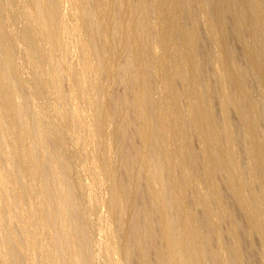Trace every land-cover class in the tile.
Instances as JSON below:
<instances>
[{"label": "bare ground", "instance_id": "obj_1", "mask_svg": "<svg viewBox=\"0 0 264 264\" xmlns=\"http://www.w3.org/2000/svg\"><path fill=\"white\" fill-rule=\"evenodd\" d=\"M5 1L0 0V6L2 7V10L4 9L3 13L7 11V15H4H6L9 19L12 16V9L9 7L7 9V2L5 3ZM27 1L30 2V0ZM35 1L36 4L34 3V6H36V9L39 10L37 12H40L39 14L41 15L39 17L38 13H36V16H38L37 19L40 18L43 25H38V32L35 31V29L34 32H37L42 39L46 38L47 40V38H49L51 44L49 43L48 45H50V47L52 46L53 49L56 50V53L57 51H62L63 53V50H65L66 52L68 50L69 52H76L78 51V49L80 50L82 46L79 42L81 41L82 36H84V34L80 35V27L83 28V26L81 25L85 26L83 28L85 29L84 37L88 41L91 51L88 49H82L81 56H83V63H81V70L80 72L78 70L77 75H74L73 72L72 74L67 75V79L69 76V85H71V87L69 85L68 87H70L74 91L76 90L75 97H78V100L81 99V102L83 100V102H85L84 105L88 107L89 111L88 109H76L75 112H72L74 113V115L72 113L70 114L71 116L73 115L71 119L69 115V119L71 120H69V124L71 125V127L69 126V124L68 126L71 129L73 128L72 125H74L75 128L76 125H78L81 127L80 129H83V131H85L86 137L89 136V138H92L93 135H96L94 134L95 132L98 134V131H103L107 122L111 120V122L113 123V127L109 128L110 132L112 130L110 135V143L115 145V151L117 152L116 154L114 153L115 156L112 154L114 151L113 148H115L113 146V151H110L111 149L109 148H111V146L109 147V139L107 140V138H105L106 141L104 137V141L100 139L101 141H103L101 145L105 151L101 148V151L103 150L104 153L98 158L99 161L98 163H96V165H99L91 167L90 175H92V179H90L91 181L89 180L90 182L87 181L89 183L87 185L84 183L87 179L83 177V172L80 171V174H82V178L78 176L80 166L77 167L79 170L76 169L78 170V172L75 170L76 161L80 162L83 158L78 151L72 152L71 155L67 154L70 156V159L68 158V160H66V158L64 160V166H61L59 164L58 161H60V163L62 161L59 160L58 157H53L55 154L53 155L51 153L50 156L53 155L52 158H48L49 161L50 158H56L57 161H54L55 159H53V163L56 164L55 162H58L60 168L64 167V169L68 170V172L64 171L66 173V176H69L67 178L70 179L71 174H69V172H72L73 180H70L74 181L73 184H75V186L79 188L78 192H81L80 197H83V200H86L87 205H85V207H87L88 210L90 206L92 207V205L101 202H97V197L93 191L95 190L94 186L97 187L96 185L99 184L100 179L98 176L109 181H107L109 185L105 184L109 187V199L106 203L101 202V205L102 203H104L105 205L104 208L105 210H107V213L105 211L104 212L106 213V215L108 214V219H106L104 213L101 214H103L105 218L101 216L99 212L98 213L100 215H98L97 218L96 216L94 217L97 221V227L94 226L97 232L94 229L93 230L98 235L97 239H93L95 243L94 245L96 246V251L92 249L95 252L94 253L89 248V243L92 242V238H89L87 236L88 234L85 233L86 231H88L87 229L84 231L85 227L89 228L93 225V218H89V214L91 213L87 214V209H85V207H81L76 202L77 200L75 198L74 200L76 204L72 202L71 205V202L69 201V204L71 205H69L70 209L69 207L67 208L68 205H66L65 208H67V210H70L69 215L67 212L69 218L66 216V218L69 219V221L67 220V223H69V225L67 226H70L72 231L74 232L76 246L74 248L69 246L71 241H69L68 245V236L66 235L67 232H65L63 229L58 232L57 236H55L53 233V236L56 237V241H54L55 239H53V241L56 243L52 242V235L49 232L50 230L45 227L43 222V219L45 218V212L43 211V206H45L43 196L46 198V194L42 196V194L35 191L38 178L44 177L46 176V174L49 175V172H46L47 169L45 170L46 173H42V169L40 168V173L39 170H36V163L38 162L36 159L39 157H37L36 154L29 153L30 151H36H28L25 143H17L15 141V145L11 144L12 146H15V154H12L16 157V161L19 163L18 165H20V180H23L20 188L24 184L23 189L26 191L30 199L27 208L28 212L30 215L34 214L35 218H38L37 224L39 231L36 230L35 232H31L29 229H27L29 230H26L27 232H25L24 230L26 234L25 237L21 236L25 241L24 247L22 248L24 250L21 251H25V258L27 257L28 264L33 263L32 253L34 251V246L36 243L35 237H38L39 235L43 236L42 241H39L37 250H35L39 251V253L41 252L45 254V258L48 264H92L95 259L98 260V256L101 257V262L98 264H224L223 250L220 242H218L215 236V233L218 229V223L210 219L208 200L200 192L198 183L193 180L191 175V165L186 152L187 140L185 137L184 122L188 124L189 128L194 131L198 137L201 147V153L204 160L203 172L206 177L213 202H215L216 206L219 207V209L223 208L222 199L216 187L215 172L219 169L225 168L229 172V175H227L226 177L229 193L233 199V203H236L239 206L243 217L245 218V223H242L240 221L237 222V225L242 229L247 225L248 228L257 233V235L263 242L262 237L264 236V222L251 209L250 202L244 195L243 180L238 168L233 162V151L230 144L227 143L226 148H223L216 140L215 123L217 121L218 111V114L221 117L222 127L225 131H228L229 126L227 122L228 116L226 112V105L229 101L232 100V102L235 104V113L238 115V117L241 118L243 122V130L247 132L252 139L250 156L253 160L254 171L257 173L256 178H258L259 183L262 185V187H264V138L262 137L263 134H261L260 132V123H262L264 120V0H82L83 8L85 10V14H83L84 18L80 15L83 13L82 11H80L82 10V7L81 9H76L77 6L75 7V5L77 2L74 1L72 3V15L76 10H78V13L81 12L79 14L80 16L77 14L78 17H80L79 19H85L84 24H82L83 20H80L82 22L81 24L80 22L78 23V26H76L77 28L75 26L69 27L68 23H66L67 21L64 22L65 20H67L66 16V19L64 18L65 20H63V18H61L62 16L59 17L56 11H54L53 9L51 10L50 6L55 4H59L57 5V8L59 9V6L62 5V0ZM3 2L5 3L4 6ZM77 5L79 6V4ZM3 7H6V9ZM19 8L20 7L17 6V9ZM197 13L202 14L204 17V22H202V24H199L197 21ZM26 15L29 17L31 16V12L29 9L26 11ZM75 17L78 19L76 14L73 18ZM38 21L40 22V20ZM28 27L29 26L27 25L26 28ZM29 28L27 30H30ZM31 31H33V29ZM26 32L29 35L30 32ZM34 32H31L30 34H35ZM74 34L77 35V37H81L77 39L79 42L76 41L77 44L75 43L71 45L72 47H69L67 50L63 49L62 47L64 44H62V40L64 39V37L70 35L72 37V35ZM243 36L247 38V43L245 44L242 43ZM63 41L65 43L66 39ZM236 44L240 45L239 48H241V50H239V52L236 50ZM20 45L19 47L23 48V46ZM240 51L242 54L241 58H243L242 60H240L241 58L239 59ZM119 52L122 53L123 56H125V59L123 57V62L121 61L122 55H120ZM23 53L26 55V58L29 59V56L27 55L28 52L26 53L25 51H23ZM62 53H59V55L61 54V56L64 57V53ZM89 53H91V55ZM89 56H94L96 58L97 61L95 64H92L91 61L94 60ZM5 57L7 59L6 61L10 60L9 56L7 58V56L5 55ZM62 57H57L55 53L53 56V58H55L54 60L57 61L58 64H61L62 61H60V59H62ZM212 58L215 59V62L213 64H210L209 61L212 60ZM63 59H66V57H64ZM66 63L67 62H65V64ZM62 67H64V65H62ZM73 67L74 66H72V68L69 67L71 68L70 71L73 69ZM59 70L60 71H58V73L60 74L61 72V74L63 73L64 75L70 72L68 70ZM76 70L77 68L73 69V71ZM114 71H116L118 74V77L116 79H114L113 77ZM25 72H27L26 69ZM90 72H94L95 76L101 80L98 82L102 83L103 89L105 88L106 90L107 88V91H111L114 81L117 87H119L118 89L120 90L121 88V93H119V90V92H117V95L116 93H113V104L111 108L113 111L110 110L109 112H114L112 113V117L111 115L109 117V115L104 112L105 110H102L104 109L102 105H100V107H102L101 109L100 107L96 108L97 105H95L94 107L96 109L92 107L94 104V100H98L95 99V97L99 98V96L96 92V89L95 92L97 96L96 94H94V96L90 94L92 92L90 86H92L94 82L93 80L95 79V77L93 76L94 78L91 81V84V79H89V77L90 75L92 76L94 74H91ZM64 75H59L60 77L58 78H64ZM212 76L215 77V80L212 79ZM252 77H255V79L259 80V82L261 83L260 97H256L246 90L245 86L251 84ZM55 80L54 82H59L58 79L57 81ZM62 80V84H55H57V86L59 85V87H63L65 82ZM213 80L216 84H214ZM53 83H51V92H53V88L56 87V85ZM94 84L96 85L97 83ZM94 84L92 89L96 87L94 86ZM10 85L11 84H9L8 87ZM130 85H134L137 87L138 93L136 96H127V89L130 87ZM6 86L4 84L0 85V104H10L11 109L9 110V117H7L10 123L9 128H5L2 124L3 121L0 120V131L2 135L1 139H4L6 142L8 141V144L10 142L9 140L12 139L13 141L14 139H20V141L22 140L23 142V128L20 130V128H17V126L13 124V122H15L13 121L15 118V114L18 115V113H16V104L18 103L14 104V101H12L15 96L8 101H5L6 95L4 94ZM149 86L155 88V94H152V91L148 89ZM65 88L66 87H64V89ZM60 89L59 92L61 93ZM54 90L57 91V87ZM56 91H54L53 93H55ZM63 91L62 93L65 94V92ZM67 91L68 90H66V92ZM124 91L126 92V94H124ZM59 92L57 91V93ZM69 92L71 93L73 91ZM143 94L146 95V98L141 100L140 97H142ZM229 94L231 95V97H229ZM56 95L57 98L59 95ZM63 95H61V98ZM66 96L67 95L65 94V96L63 97ZM32 98L33 97H31V99ZM56 98L52 100H56ZM186 98L187 100L185 104L182 105L183 100ZM217 99H220V104L218 106H216L215 103ZM71 100H74V97ZM33 103L34 106H32L35 107L36 113L41 114L40 116L43 117L42 119H38V122L36 121L37 119L35 121L37 123H40V120L42 121L44 119L46 124L50 127L48 128L51 129L49 130V132L47 131L48 129L46 131L48 133L52 132V135H50L52 136L53 142L51 143H56L52 145L49 144L48 141V144L51 145L50 149L52 148V152L54 153V149L56 150L55 147L57 146L60 150L62 149L59 147L60 145H62L61 147L70 145L67 143L65 146H63L65 144L64 141L66 142L68 140L67 135L64 136L62 132L64 131L62 126L64 124L67 125L66 121L64 120L65 123L62 126L57 124V122H53L54 117H60L57 115H60L58 114V112L61 109L57 112L56 109L58 110V108L55 107L54 109L53 105V107L51 106V108H47L48 110L51 109L49 111L50 113H46L44 110H40L41 105H39L40 108L38 109V104L36 106V101ZM52 104L54 103L52 102ZM75 106L76 105H74V108ZM129 109L135 111L138 118L136 119L137 126L135 125V127L131 129H129V122L131 121V118L127 117L126 114ZM61 112L63 115V110H61ZM31 115H34V113ZM37 117L39 118V116ZM91 118L93 119V121H95L96 119V121H90L92 120ZM149 118H153V121L151 123L149 122ZM111 122L109 123L111 124ZM15 124L17 125V123ZM46 124L44 125L46 126ZM110 124L107 125L110 126ZM57 125L61 126L62 129H60ZM19 127L21 126L19 125ZM46 128L47 126L45 127V129ZM35 129L34 131L38 133V129ZM45 129H42V131L45 132ZM70 129L69 132L72 131V129L71 131ZM43 132L41 133L45 134ZM26 133L28 135V132ZM66 133L67 132H65V134ZM78 133L77 135L82 133V130L79 134ZM105 133L106 132H104V134ZM42 134H40L41 136L39 135L41 137L40 139L45 138L46 134L44 135V137L42 136ZM104 134H102V136ZM37 135L32 134L31 136L36 137ZM75 135L74 139H76ZM28 137L30 138V136ZM64 137H66L65 139L67 140H64ZM80 138V135L77 136V139ZM97 138H99V136ZM34 139L36 140V138ZM83 139L81 138V140ZM40 141L43 142L42 140ZM69 141L71 140L69 139ZM78 144L79 143H77V145ZM97 144L100 143L98 142ZM89 145L91 144L89 143ZM52 146H54V148ZM91 147H93V145ZM87 148H90V146ZM41 151L42 149L40 150V152ZM43 151L46 154L48 153V155L49 152H51V150L49 152H46L48 151L46 149H43ZM44 152L41 154H45ZM61 152L62 151L60 150V153ZM12 154L10 155V158ZM30 154L34 155V157H37H33V160H35L34 162H36V169L34 168L31 157L32 155ZM46 154V158L44 157V162H48V160H46ZM87 156L90 157V155H86V157ZM40 161L42 160L40 159ZM53 163L51 160V163L48 164L52 165ZM80 163H78L77 166L80 165ZM89 163L92 162L90 161ZM50 166L48 168H52L55 165H53L52 167ZM55 169L56 166L53 171H55ZM57 169L61 172L59 168ZM59 171L57 172L59 173ZM161 171H165V177L162 180L158 177V174ZM254 171L250 173V180L254 179ZM15 173L18 174L19 172ZM53 173H51V175ZM39 174H41L42 176H39ZM55 174L54 176L56 177ZM3 176L5 178V175L1 174L0 172V184H4V187H6V184H8L10 181L8 182L7 177V179L5 178L6 180H4ZM66 176L64 177V180L67 179ZM16 178L18 179V176ZM16 178L14 179L16 180ZM54 178L53 181L47 180V182L46 180L39 179L41 181V184L43 183L42 181H44V183L46 182V184L43 183L44 186L40 183L38 184L45 187V190L43 191L44 193L46 191V193L48 194L47 198L48 196L53 197V191L57 189V186L56 189L54 186ZM80 179H85L83 182L84 184L81 183ZM5 181L8 183H6ZM72 181L70 182L72 183ZM57 183L59 187L60 183ZM64 183L66 184V182H63V184ZM19 185L20 184L16 186ZM12 187L13 186H11V188ZM63 188L67 190L65 187ZM4 189L0 188L1 191ZM60 189H62V186ZM6 190L7 189H5V191ZM8 191H6V193ZM58 191L59 190H57V193ZM186 191H190L189 199L191 200V202H194L196 205H198L202 211V218L199 222L193 218L192 214L187 208V198L185 196ZM11 192L14 191L12 190L10 191V193ZM66 192H68V190ZM8 194L9 193H7V195H3L9 197L11 194L9 196ZM14 194L12 193V195ZM68 194L69 193H67V196H65L64 194V196L68 197ZM19 195H21V197L23 196L21 193ZM14 196L12 197L14 198ZM64 196V199L62 198L63 200H65ZM19 199L21 201V198ZM18 200L16 199L14 201ZM72 200L73 199H71V201ZM48 201L51 203L50 199ZM53 203L54 202H52V204ZM10 204L11 203H9V206L11 207L12 205H14L13 203L11 205ZM65 204H67V202ZM101 205L99 204V206ZM26 207H24L23 209H25ZM262 207H264V204L262 205ZM4 208L6 209L8 207L6 206ZM4 208L2 211H4ZM1 209L2 208H0V210ZM47 209L48 208H46V210ZM101 210L102 209L100 208V211ZM6 214L7 212H5V215ZM51 214L49 216H51ZM56 214L57 219L59 220L62 214H59L60 217L58 216V213ZM6 217L7 216H4L2 218ZM17 218H19V216ZM17 218L15 219L17 220ZM177 218H181L180 224H177V222H175ZM49 220H47V223ZM61 220L60 222H62ZM107 220L114 222V224H117L115 230L117 234H115L111 230L113 228H109L110 222L108 223ZM54 221L52 220V223ZM28 222H30V219ZM63 222L65 223V221ZM9 223L12 230L13 226L11 227V225H13L14 222L13 224H11V222ZM1 225H5V223H2ZM15 225L16 224H14V226ZM53 225L54 223L50 226L54 227ZM60 225L63 226L64 224L62 225V223H60ZM2 228H5V226H2ZM2 230L4 231L5 229ZM6 230L4 231L5 233ZM20 230L21 229H19V231ZM52 230L56 231V229ZM1 232L0 234H2ZM6 235L7 237H2L4 242L0 238V246H2L1 242L5 243L9 242L8 240H10V245L12 244L14 245L13 247H15V244L12 243L13 240L8 236L7 233L5 234V236ZM13 235L16 236L15 234ZM114 235H117L116 239ZM18 239L19 238L17 237V240ZM24 241H22V243ZM6 244H3V246L5 245L6 247ZM10 245H8V247H10ZM39 246L41 247V249ZM18 247L20 248V246ZM15 250L16 248H14V253L16 252V254L18 255L21 254L18 253L17 250ZM10 251H8L7 254ZM232 251L234 254H236V256L234 257V263L239 264V248L237 247V245H234L232 247ZM7 254H5L6 256L4 257L5 264H18L16 259V256L18 255L14 257V255H12L13 253H9L8 255ZM20 256L18 257L21 259L22 256ZM21 264L23 263L21 262ZM249 264H259L253 254H251L250 256Z\"/></svg>", "mask_w": 264, "mask_h": 264}, {"label": "rangeland", "instance_id": "obj_2", "mask_svg": "<svg viewBox=\"0 0 264 264\" xmlns=\"http://www.w3.org/2000/svg\"><path fill=\"white\" fill-rule=\"evenodd\" d=\"M3 1V0H2ZM5 1V0H4ZM77 2L76 3V5H75V7H76V9L78 8H80L81 9V7H82V10H80V11H82L83 13L82 14H80V13H78L77 11L78 10H76L75 11V8H74V11L76 12H74V14L72 15V3L73 2ZM79 1H80V3H79ZM7 2V4H6V7H7V9H8V7L9 8H11L12 9V16H11V18H9L8 19V17L6 16L7 15V11H5V13H3L4 11V9L2 10V7L0 6V85H2V84H4L5 86H6V89H5V94L4 95H6V97H5V101H8L9 99H11L12 97H14L13 99H12V101H14V104L15 103H18V104H16L17 105V107H18V109H17V107H16V113H18V115H16L15 114V118H14V120L13 121H15V122H13V124L15 125V126H17V128H20V130L23 128V130L24 131H26V132H28V135H27V133L26 132H24L23 130V133H24V141L22 142V140L20 141V139H14V141H13V139L12 140H9L10 142H9V144H8V141L6 142L4 139H1L2 138V135H1V131H0V158H1V160H0V163H2V164H0V170H2V171H0L1 172V174H3V175H5V178L8 180V182H6V183H8V184H6V187H8V186H10V187H8V188H6V187H4V184H0L1 186H0V188L1 189H7L6 191H8L7 193H9L8 194V196L11 194L12 195V193L14 194V192H15V196L14 195H12V196H14V198L10 195L9 197H7V196H5V195H7V193H6V191H5V189L4 190H0L1 192H2V194H1V192H0V208H2L1 210H0V212L3 210V208L4 207H8V208H4V211H2L1 212V214H0V225L3 223H5V225H1L0 226V232L1 231H3L2 229H7L8 230V232H7V230H6V233L8 234V236L13 240V244H15V247H13L14 245H10V240H8L9 242H5V243H3L4 241H3V239H2V237L4 238V237H7V235L5 236V230L3 231V232H1L2 234H0V238H1V240L3 241V242H1V244H2V246H0V252H1V254H0V264H5V262H4V257L6 256L5 254H7V252L8 251H10L11 249V251L9 252V253H13L12 255H14V257L16 256V255H18V254H16V252L14 253V248H16V250H17V252L18 253H21V254H19L18 256H22V258L20 259L18 256H16V259H17V263L18 264H21V262L23 263V264H28V261H27V257L25 258V256H26V253H25V251H21V250H24V249H22L23 247H24V243H25V241H24V238H22V237H25V232H27V231H31V232H35L36 230H38L39 231V229H38V218L36 217L35 218V215L34 214H29V212H28V205H29V196H28V194L26 193V191L23 189V187H24V184H23V186L20 188V186L22 185V181L23 180H20L21 179V174H20V165H18L19 163L16 161V157L13 155V154H15V146H12L11 144H13V145H15V143L17 142V143H25L26 144V146H27V148H28V151L29 150H34V151H36V152H29V153H32V154H36L37 155V157H39V158H37V157H34V155H32V154H30V155H32L31 157H32V161H33V165H34V168L36 169V165H37V171L39 170V173H40V169H42V173H46V172H49L48 174L49 175H47L46 174V176H44V177H39L38 178V180H37V182H36V185L37 186H39V187H37V189H36V187H35V191L38 193H40V194H42V196L43 195H45L46 196V198L43 196V198H44V205L45 206H43V211L47 214H45L44 212V216H45V218L43 219L44 221V225H45V227L48 229V230H50L49 232H50V234L52 235V242H54V241H56V237L55 236H57V234H58V232L59 231H61L62 229L65 231V232H67L66 233V235L68 236L67 237V241H68V245H69V241H71L70 242V245L69 246H71V247H75L76 246V240H75V238H74V232L72 231V229H71V227L70 226H67V225H69V223H67L68 221H69V212H70V207H69V205L71 204L72 205V202L74 203V204H76L75 203V200H74V198L77 200L76 202L81 206V207H85V205H87V202H86V200H83L84 198L83 197H80L81 195H80V193L78 192L79 190V188L77 187V186H75V184H73V182L74 181H72L73 180V176H72V172H69V174H71L70 176L72 177H70V179H72V180H70L69 178H67V177H69V176H66V173L64 172V171H66V172H68V170L67 169H64V167L62 168V169H64V170H62L60 167H59V164L61 165V166H64V160L66 159V160H68V158L70 159V156L69 155H71V153L72 152H76V151H78L81 155H82V159H81V163L80 162H77L76 161V163H75V170L76 169H78L77 167H82V168H80L79 167V174H78V176L80 177V178H82L81 177V175L83 174V177L84 178H86L87 180L84 182V180L83 179H80V181H81V183H85L86 185L87 184H89L88 182H90L91 180L90 179H92V175H90V170H91V167H93V166H97V165H99V164H97L96 165V163H98V161H99V157L101 156V155H103V148H102V142L104 141L103 140V137H104V139L105 138H107V140L109 141V147L111 146V148H109V149H111L110 151H113L112 150V148L113 147H115V145L114 144H112V143H110V135H111V132H112V130H111V132L109 131L110 129L109 128H112L113 127V123L111 122V120L110 121H108L107 122V124L109 125L110 123L109 122H111V124H110V126H108L107 124L105 125V129H103V131H98V134L95 132L94 134H96V135H93V137L91 138H89V136H87L86 137V133H85V131H83V129H80L81 127L80 126H78V125H76V128H75V126L74 125H72V127L73 128H71L72 129V131H71V129H70V127H71V125L69 124L70 123V119H71V117H73V115H74V113H72V112H75V110L77 109V110H85V109H88V107L87 106H85L84 104H85V102H83V100H82V102H81V99H79L78 100V97L76 98L75 96H76V90L74 91V90H72L70 87H71V85H69L70 83V80H69V76H68V79H67V75H70V74H72V72H73V74L74 75H77L78 73V70H79V72H80V70H81V63H83V56H81L82 54H81V52H82V49H88V50H90L91 51V49H90V45H89V43H88V41L85 39V29H83L85 26L84 25H81V26H83V28L82 27H80V35H83L84 34V36H82V38L81 37H77V35H72V37H71V35L70 36H66V37H64V39L63 40H65L66 39V41H65V43H64V41L62 40V44H64L63 45V49H68L69 47L71 48L72 46L71 45H73V44H77V42L76 41H78L77 39H79V38H81V41L79 42L80 43V45L82 46V48H80V50L78 49V51H76V52H73V51H70L69 52V50L66 52L65 50H63V53H62V51H57V53L59 52V53H62L63 55H64V57H66V59H63L64 57H62L61 56V54L59 55V53L57 54L56 53V50L55 49H53V47L51 48L50 47V45H48L49 43L51 44V42L49 41V38H47V40L49 41H47L46 40V38L45 39H42L41 38V36L40 35H38V27L40 26V24L41 25H43L42 24V20L39 18V19H37V17L38 16H36V13H38V15H39V17L41 16L39 13L40 12H37V11H39L38 9H36V6H34V3L36 2L35 0H30V2H28L27 0H6L5 1V3ZM4 2H3V6H4V4H5ZM30 3V4H29ZM36 4V3H35ZM77 4H79V6L77 5ZM57 5H59V4H57ZM57 5L55 4V5H51L50 6V8H51V10L53 9L54 11H56V13L58 14V16L59 17H61V18H63V20H65L66 18H67V20H65L64 22H66V23H68V26L70 27V26H78V23L80 22V24H81V22L82 21H80V20H83V23L82 24H84V20L85 19H83L84 18V15L83 14H85V10H84V8H83V3H82V0H62V5H60L59 6V9L57 8ZM82 5V6H81ZM17 6H19L20 8L19 9H17ZM55 6H56V8H55ZM6 7H3V8H5L6 9ZM61 7V8H60ZM30 10V12H31V16L29 17V16H27L26 15V11L27 10ZM56 9V10H55ZM4 14H6V15H4ZM75 14H76V16L78 17V15L80 14L81 15V17L83 16V18H81V19H79L80 17H78V19H79V21H78V19L76 18V20H75V18H73L74 16H75ZM78 14V15H77ZM79 15V16H80ZM198 15V16H197ZM197 15H196V18H197V21H198V23L199 24H202V22H204V17H203V15L202 14H198L197 13ZM36 16V17H35ZM65 16H66V18H65ZM65 18V19H64ZM38 20H40V22L38 21ZM29 23H30V25H29ZM32 24V25H31ZM37 24V25H36ZM79 24V25H80ZM27 25L30 27H28L30 30H27L28 28H26L27 27ZM34 25H35V27H34ZM39 25V26H38ZM37 26V27H36ZM77 28V27H76ZM33 29V31H31ZM34 29H35V31H37V32H34ZM26 31H28V32H34L35 34H30L29 33V35L27 34V32ZM82 33V34H81ZM33 35V36H32ZM79 35V36H80ZM32 36V37H31ZM75 37V38H74ZM33 38V39H32ZM67 38H68V40H67ZM70 38V39H69ZM75 40H74V39ZM30 39H31V41H30ZM69 41V42H68ZM68 42V43H67ZM71 42H72V44H71ZM242 43L243 44H245V43H247V38L245 37V36H243V38H242ZM22 45L23 46V48H21V47H19V45ZM68 44V45H67ZM20 45V46H21ZM25 45V46H24ZM65 45H67V46H65ZM70 45V46H69ZM65 46V47H64ZM237 49V51L239 52V50H241V48H239L240 47V45H237L236 44V46H235ZM20 48V49H19ZM19 49V50H18ZM22 49H23V51H25L26 53H27V55L29 56V59H27L26 58V55L23 53V51H22ZM52 49V50H51ZM55 51V52H54ZM55 53V55L58 57H62V59H60V61H62L61 62V64H58L57 63V61H55L54 59L56 58H53V56H54V53ZM69 53V54H68ZM74 53V54H73ZM90 55H91V53H89ZM119 54L120 55H122V53H120L119 52ZM5 55L7 56V58H8V56H9V61H6L7 59H6V57H5ZM66 55V56H65ZM68 56V57H67ZM239 59L242 57V54H241V51H240V53H239ZM89 57H91V56H89ZM123 57H124V59H125V56H123L122 55V58H121V61L123 62ZM54 61H53V60ZM58 59V60H59ZM91 59H93L94 61H91L92 62V64H95L96 63V58L94 57V56H92L91 57ZM243 58H241L240 60H242ZM64 60V61H63ZM65 60H67V61H65ZM82 61V62H81ZM7 62V63H6ZM57 64H56V63ZM64 62V63H63ZM65 62H67L66 64H65ZM69 62V63H68ZM72 62V63H71ZM215 62V59L214 58H212V60H210L209 61V63L210 64H213ZM9 63V64H8ZM21 63V64H20ZM63 63V64H62ZM71 63V64H70ZM209 64V65H210ZM62 67V65H64V67H60V66ZM69 66V67H71L72 68V66H74L73 67V69H76L77 68V70L76 71H73V69L70 71V69L71 68H69V67H67V66ZM208 65V64H207ZM76 66V67H75ZM78 66V67H77ZM64 68H69V69H64ZM78 68H80V69H78ZM23 69V70H22ZM25 69L27 70V72H25ZM59 69H61V70H68V71H70V72H66L67 74H61V72H60V74L58 73V71H60ZM209 70V69H208ZM23 71V72H22ZM62 71V72H63ZM65 73V72H64ZM90 73L91 74H94V75H90ZM89 73V75H90V77H92V78H90L89 77V79H91L90 80V83L92 84V80H93V78L95 77V79L93 80L94 82H93V84L94 83H97L96 85L94 84V86H96L94 89H92L93 88V84H92V86H90V89H91V95H93L94 96V94H96V92L98 93V96H99V98L98 97H95V99H98V100H94V104H93V108L95 107V105H97L96 106V108L98 107H100V105H102V107H104V109H102V110H105L104 112L107 114V115H109V117H110V115H111V117L113 116L112 115V113H114V112H112L113 110L111 109L112 108V99H113V93L115 94L116 93V95H117V92H119V93H121V88H120V90L118 89L119 87H117V85H116V83H115V81L113 82V86H112V90L111 91H107L108 89L106 88V90H105V88L103 89V87H102V83L101 82H98V81H101L100 79H98L96 76H95V73L93 72H90ZM211 73V72H210ZM65 76L64 78H58V77H60V76ZM210 75H212V74H210ZM94 76V77H93ZM113 77H114V79H116L117 77H118V74H117V72L116 71H114V73H113ZM144 77V76H143ZM55 78H56V80H55ZM57 79H58V81L59 82H54V80L55 81H57ZM63 79V80H62ZM212 79H214L215 80V77H213L212 76ZM52 80V81H51ZM61 80L62 81H64L65 82V84H64V86L62 87V86H60L61 87V89H60V87H59V85H60V83H61ZM213 80V82H214V84H216L215 83V81ZM54 82V83H53ZM51 83H53V84H55V83H57V84H59L58 86H57V84H55L56 85V87H57V91L59 92V89H60V91H61V93H62V91L63 92H65V94L67 95L66 97H63V96H65V94L64 93H57V91L56 90H54V89H56V87L55 88H53V92L54 91H56L55 93H53V92H51L52 91V88H51ZM63 83V82H62ZM61 83V84H62ZM9 84H11L9 87H8V85ZM26 84H28V85H26ZM52 84V85H53ZM90 84V85H91ZM54 85V86H55ZM66 85V86H65ZM68 85L70 86V87H68ZM53 86V87H54ZM27 87H28V89H27ZM64 87H66L65 89H64ZM246 87V90H247V92H249V93H251V94H253L254 96H256V97H260V95H261V83L259 82V80H257V79H255V77H252V79H251V84L250 85H247V86H245ZM63 88V89H62ZM11 89V90H10ZM25 89V90H24ZM29 89H30V91H29ZM70 89V90H69ZM95 89H96V92H95ZM100 89V90H99ZM102 89V90H101ZM148 89H150L151 91H152V94H155L156 93V90H155V88L154 87H152V86H149L148 87ZM66 90H68L67 92H66ZM94 90V91H93ZM119 90V91H118ZM128 90V91H127ZM127 90H125V91H127L128 93H127V96H136L137 95V93H138V91H137V87L136 86H131L130 85V87L127 89ZM26 91V92H25ZM29 91V92H28ZM69 91H73V92H69ZM124 91V94H126V92ZM137 91V92H136ZM69 93H70V95H69ZM53 94V95H52ZM56 94H58L59 96V98L57 97L56 98ZM64 94V95H63ZM74 94V95H73ZM130 94V95H129ZM52 95V96H51ZM61 95H63L62 96V98H61ZM74 97V100H71V99H73V97ZM96 96H97V94H96ZM146 95H144L143 94V96L142 97H140L141 98V100H143L144 98H146L145 97ZM31 97H33L32 99H31ZM229 97H231V95L229 94ZM36 98V99H35ZM56 98V100H52V99H55ZM61 98V99H60ZM77 100H76V99ZM94 98V97H93ZM31 101H30V100ZM58 99V100H57ZM66 99V100H65ZM189 99V98H188ZM39 100V101H38ZM186 100H187V98L186 99H184L183 100V102H182V105H184L185 104V102H186ZM36 101V106H37V104H38V109L40 108V110L42 109V110H44L46 113H50L49 111L51 110V109H47V108H51V106L53 107V105H54V109H55V107H57L58 108V110L56 109V111L58 112L60 109L61 110H63V115H62V112H61V110L58 112V114H60V115H57V116H60L59 118L58 117H54L53 119V122H57V124H59V125H63L64 123H65V121H66V124L67 125H63L62 126V128H63V130L64 131H62L63 132V134H64V136H66L67 135V138H68V140L67 139H65L66 137H64V140H67L66 142L64 141V145L63 146H65L67 143L68 144H70V145H66L65 147H61L62 145H60L59 147L60 148H62V149H60L62 152V154L60 153V150L58 149V146L57 145H55V146H57V147H55L56 148V150L54 149V153L52 152V148L50 149V146L51 145H49V144H52V145H54V144H56L55 142H54V144L53 143H51V142H53V140H52V132H50V133H48L49 132V130H51V129H49L50 127L46 124V122H45V120L43 119L42 121L40 120V123H37L38 122V119H42L43 117H41L40 115L41 114H39V113H36V110H35V107H33L34 105V103L33 102H35ZM58 101V102H57ZM73 101H74V103H73ZM39 102V103H38ZM52 102L54 103V104H52ZM64 102V103H63ZM71 103V104H70ZM79 105H78V104ZM83 105H82V104ZM215 103H216V106H218L219 104H220V99H217L216 101H215ZM56 104V105H55ZM58 104V105H57ZM66 104V105H65ZM15 105V106H16ZM33 105V106H32ZM39 105H41L40 107H39ZM65 105V106H64ZM68 105V106H67ZM74 105H76L75 106V108H74ZM50 106V107H49ZM70 106V107H69ZM73 106V107H72ZM80 106H81V108H80ZM9 107V108H8ZM33 107V108H32ZM76 107H78V108H76ZM102 107H100V109L102 108ZM27 108V109H26ZM30 108V109H29ZM74 108V109H73ZM96 108H94V109H96ZM11 108H10V104L9 103H7V104H5L4 105V103H1L0 104V120H2L3 122H2V124H3V126L5 127V128H9V120L7 119V117H9V110H10ZM46 109V110H45ZM22 110V111H21ZM30 110V111H29ZM41 110V111H42ZM73 110V111H72ZM110 110H112L111 112L112 113H109L110 112ZM17 111H19V112H17ZM23 111H25V112H23ZM28 111V112H27ZM88 111H89V109H88ZM226 112H227V116H228V118H227V122H228V126H229V129H228V131H225L224 129H223V127H222V122H221V117L219 116V114H218V111H217V121H216V123H215V130H216V140H217V142L220 144V146L221 147H223V148H226V144L227 143H229L230 144V146H231V148H232V151H233V162H234V164L236 165V167L238 168V170H239V172H240V175H241V177H242V180H243V184H244V195H245V197H246V199L250 202V206H251V209L255 212V214L260 218V219H262V221L264 222V207H262V205L264 204V187H262V185L259 183V180H258V178H256V172L254 171V165H253V160H252V157L250 156V148H251V141H252V139H251V137H250V135L247 133V132H245L244 130H243V122H242V120H241V118L240 117H238V115L235 113L236 111H235V104L232 102V100L231 101H229L228 103H227V105H226ZM21 115H20V114ZM25 113V114H24ZM34 113V115H31V114H33ZM73 114L72 116L70 115V114ZM109 113V114H108ZM24 114V115H23ZM127 117H129V118H131V121L129 122V129H131V128H134L135 127V125L137 124L136 123V119H138L137 118V116H136V112L135 111H133V110H131V109H129L128 111H127ZM30 115V116H29ZM62 115V116H61ZM69 115H70V119H69ZM18 116H19V118H18ZM21 116V117H20ZM37 116H39V118L37 117ZM62 117V118H61ZM65 118V119H64ZM68 118V119H67ZM93 118V117H92ZM91 118V119H92ZM18 119V120H17ZM37 119V120H36ZM69 121H67V120ZM94 119V118H93ZM93 119L92 120H90V121H92V122H95L96 121V119H95V121H93ZM21 120V121H20ZM26 122H25V121ZM37 122H36V121ZM61 120V121H60ZM65 120V121H64ZM19 121V122H18ZM35 121V122H34ZM153 121V118H149V122L151 123ZM15 123H17V125L15 124ZM20 123V124H19ZM21 126V127H19V125ZM44 124H46V126H47V128L45 129V125ZM54 124H56V123H54ZM68 124H69V126H68ZM91 124H93V123H91ZM37 127H36V126ZM59 125H57L60 129H62L61 128V126H59ZM67 126V127H66ZM78 126V127H77ZM108 128H107V127ZM137 126V125H136ZM184 126H185V137H186V140H187V144H186V152H187V155H188V158H189V161H190V165H191V175H192V178H193V180L194 181H196L197 183H198V185H199V189H200V192L205 196V198L208 200V205H209V212H210V219L212 220V221H214V222H216V223H218V229H217V232L215 233V236H216V239L218 240V242H220V244H221V247H222V250H223V254H224V261H223V263L224 264H235L234 263V257L236 256V254H234L233 253V251H232V247L234 246V245H237V247L239 248V264H249V259H250V256H251V254H253L254 255V257L256 258V260L258 261V263L259 264H264V246H263V242H264V236L262 237V240H263V242L261 241V239H260V237L257 235V233L255 232V231H253V230H251L250 228H248V226L246 225L243 229L242 228H240L238 225H237V222H242V223H245V218L243 217V214H242V212H241V210H240V208H239V206L236 204V203H233V199H232V197H231V195H230V193H229V190H228V185H227V181H226V177H227V175H229V172L227 171V169H225V168H222V169H219V170H217L216 172H215V181H216V187H217V189H218V192L220 193V196H221V199H222V204H223V208L222 209H219V207H217L216 206V204H215V202H213V200H212V198H211V194H210V190H209V186H208V183H207V181H206V177H205V175H204V172H203V166H204V160H203V155H202V153H201V147H200V143H199V140H198V137H197V135H196V133L194 132V131H192L190 128H189V126H188V124L187 123H185L184 122ZM39 127V128H38ZM43 127V128H42ZM49 127V128H48ZM69 127V128H68ZM1 128V127H0ZM38 129V133H36V131H34V129ZM45 129V132H43L42 131V129ZM74 128H75V130H74ZM79 128V129H78ZM108 130H107V129ZM35 129V130H36ZM40 129H41V132H43V133H45L46 135L47 134H49V135H45V134H42L41 132H40ZM48 129V130H47ZM66 129V130H65ZM69 129H70V131L72 132H69ZM48 132H47V131ZM81 130H82V133H80L81 132ZM260 132H261V134H263L262 135V137L264 138V120H263V122L262 123H260ZM31 131V132H30ZM33 131V132H32ZM76 131V132H75ZM65 132H67L66 134H65ZM80 134H79V133ZM100 132V133H99ZM104 132H106L105 134H104ZM110 132V133H109ZM30 133V134H29ZM35 133V134H34ZM42 134V136L44 137V135H45V138H43V139H40L41 137V135L40 134ZM74 133V134H73ZM77 133L80 135V137L83 139V140H81V138L80 139H77V136H79V135H77ZM37 135L38 136V138H37V136L35 137V136H31V135ZM51 134V135H50ZM69 134V135H68ZM76 134V135H75ZM102 134H104L103 136H102ZM108 134V135H107ZM25 135H27V136H25ZM40 135V136H39ZM74 135H75V138L76 139H74ZM82 135H83V137H82ZM85 135V136H84ZM101 135V136H100ZM28 136H30V138L28 137ZM72 136V137H71ZM99 136V138H97ZM108 136V137H107ZM29 138V139H27V138ZM32 137H34V138H36V140L34 139V138H32ZM71 137V138H70ZM102 137V138H101ZM51 138V139H50ZM74 140H73V139ZM90 140H89V139ZM31 139V140H30ZM35 140V141H33V140ZM39 139V140H38ZM69 139L71 140V141H69ZM86 139V140H85ZM103 140V141H101V140ZM4 140V141H3ZM20 142H19V141ZM29 140V141H28ZM40 140H42L43 142H41ZM52 140V141H51ZM73 140V141H72ZM100 140V141H99ZM16 141V142H15ZM40 141V142H39ZM48 141H49V144H48ZM69 141V142H68ZM75 141V142H74ZM76 141H77V143H79L78 145H77V143H76ZM81 141V142H80ZM85 141V142H84ZM105 141H106V139H105ZM6 142V143H5ZM12 142H14V143H12ZM34 142V143H33ZM96 142V143H95ZM100 143V144H97V143ZM72 143V144H71ZM76 143V144H75ZM83 145H82V144ZM88 145H87V144ZM89 143L91 144V145H89ZM45 144H48V145H45ZM74 144V145H73ZM96 144V145H95ZM4 145V146H3ZM33 145V146H32ZM93 145V147H91ZM28 146H31V147H28ZM37 146H39V147H37ZM45 146V147H44ZM46 146H47V148H46ZM49 146V147H48ZM80 146V147H79ZM90 146V148H87V147H89ZM95 146V147H94ZM99 146H101V147H99ZM113 146V147H112ZM32 147H33V149H32ZM53 148H54V146H52ZM68 147H69V149H68ZM71 147H73V148H71ZM82 147V148H81ZM29 148H31V149H29ZM36 148V149H35ZM64 148V149H63ZM80 148V149H79ZM86 148H87V150H86ZM101 148L103 149L102 151H101ZM42 149V151L40 152V150ZM43 149H46V150H48V151H46V152H49L50 150H51V152H49V155H48V153L46 154L44 151H43ZM71 149V150H70ZM75 149H77V150H75ZM79 149V150H78ZM100 149V150H99ZM114 149V151H113V155L115 156V154H116V152L117 151H115L116 150V147L115 148H113ZM69 151V153H68V151ZM80 150H81V152H80ZM95 150V151H94ZM67 151V152H66ZM88 151V152H87ZM93 153H92V152ZM97 151V152H96ZM105 151V150H104ZM10 152V153H9ZM45 153L46 154V156H47V159L46 160H48V162L46 161V162H44V160H45V154H41V153ZM86 152V153H85ZM13 153V154H12ZM55 154L54 156L53 155H51L50 156V154ZM63 153H66V154H63ZM83 153V154H82ZM90 153V154H89ZM95 153V154H94ZM97 153V154H96ZM102 153V154H101ZM115 153V154H114ZM12 154V156H11V158H10V155ZM67 154H69V155H67ZM41 155V156H40ZM64 155V156H63ZM80 155V156H81ZM86 155H90V157H86ZM42 156H43V158H42ZM52 156L53 157H58L59 158V160H61L62 162L60 163V161H58L59 162V164H58V162H55L56 164H54L53 162L54 161H57L56 160V158H53V159H55L54 161H53V159H51L52 158ZM65 156H67V157H65ZM9 157V158H8ZM15 157V158H14ZM37 158L36 160L38 161L37 163L36 162H34L35 160H33L34 158ZM49 157H51L50 158V161H49ZM97 157V158H96ZM3 158V159H2ZM57 158V159H58ZM87 158H88V160H87ZM89 158H91V159H89ZM40 159L42 160V161H40ZM96 161H95V160ZM11 160V161H10ZM16 162H15V161ZM51 160H52V165L51 164H48V163H51ZM83 160V161H82ZM92 162V163H89V162ZM41 162H42V164H41ZM66 162V161H65ZM88 162V163H87ZM35 163H36V165H35ZM63 163V164H62ZM78 163H80V165H78L77 166V164ZM95 163V164H94ZM8 164V165H7ZM13 164V165H12ZM86 164V165H85ZM10 165V166H9ZM50 167H52L53 165H55L56 166V169H55V171H53V169L55 168V166H53L52 168H48L49 166ZM7 166V167H6ZM15 166V167H14ZM39 166V167H38ZM84 166V167H83ZM6 167V168H5ZM46 167V168H45ZM89 167V168H88ZM8 168V169H7ZM16 170H15V169ZM40 168V169H39ZM57 168H59L60 170H61V172L57 169ZM6 169V170H5ZM47 169V171L45 172V170ZM10 170V171H9ZM52 170V171H51ZM78 170H76L77 172H78ZM57 171H59V173L61 174H59ZM83 172L82 174H80L81 172ZM252 171H254V179H252V180H250V173L252 172ZM10 172V173H9ZM15 172H19L18 174L17 173H15ZM53 172H55V173H53ZM8 173H9V175H8ZM41 173V174H42ZM51 173H53L52 175H51ZM57 173H58V176H57ZM17 174V175H16ZM41 174H39V176L41 175ZM54 174L56 175V177L54 176ZM65 174V175H64ZM68 174V173H67ZM85 174V175H84ZM7 175V176H6ZM50 175H51V177H50ZM60 175V176H59ZM18 176V179L16 178ZM20 176V177H19ZM42 176V175H41ZM66 176V180L67 181H69V182H67L66 180H64V177ZM90 176H91V178H90ZM11 177V178H10ZM55 177V178H54ZM62 177V178H61ZM88 177H89V179H88ZM99 177V184H97L96 186L97 187H95L94 186V189L95 190H93L94 191V193H95V195H96V197H97V202H99V201H101V202H104V203H106L107 202V200L109 199V196H110V194H109V187L108 186H106V185H109V181L107 180V179H102V178H100V176H98ZM158 177H159V179H163L164 177H165V171H161L159 174H158ZM3 178H4V176H3ZM4 178V180H6ZM14 178H16V180L14 179ZM42 178H44V179H42ZM53 178H54V186H55V189H56V186H57V189L56 190H54L53 191V193L55 194H53V197H49L48 196V198L50 199V201H51V203L48 201L49 199L47 198V193H46V191H45V193H44V191L43 190H45L44 188L45 187H43L44 185H43V183H44V181H42L43 183L41 184V181L40 180H46V182H47V180H52L53 181ZM40 179V180H39ZM57 179V180H56ZM59 179V180H58ZM63 179V180H62ZM69 179V180H68ZM14 181V182H16V183H14V182H12V181ZM90 180V181H89ZM101 180H102V182H101ZM39 181V182H38ZM55 181H57V182H59L60 184H59V187H58V183L57 182H55ZM61 181V182H60ZM70 181H72V183L70 182ZM88 181V182H87ZM105 181H106V183H105ZM108 181V182H107ZM46 182L44 183V184H46ZM63 182H66V184L64 183L63 184ZM101 182V183H100ZM13 183V184H12ZM38 183H40L41 185H43V186H40ZM83 183V184H84ZM104 183V184H103ZM9 184H11V185H9ZM18 184H20L19 186H16V185H18ZM57 184V185H56ZM68 184V185H67ZM106 184V185H105ZM8 185V186H7ZM11 186H13L12 188H11ZM61 186H62V189H60L61 188ZM75 186V187H74ZM42 187V188H41ZM63 187H65L67 190H68V192H66L67 190H65ZM69 187V188H68ZM17 188V189H16ZM39 188V189H38ZM59 188V189H58ZM77 188V189H76ZM97 188V189H96ZM11 189V190H10ZM19 189H20V191H19ZM82 189V188H81ZM107 189V190H106ZM14 191V192H11L10 193V191ZM39 190V191H38ZM57 190H59L58 191V193H57ZM5 191V192H4ZM42 191H43V193H42ZM61 191H62V193H61ZM70 191V192H69ZM100 191V192H99ZM18 192H20L23 196L21 197V195H19L20 193H18ZM57 194H56V193ZM65 192V193H64ZM105 192V193H104ZM17 193V194H16ZM67 193H69L68 194V197L70 198H68V197H65V196H67ZM3 194H5V195H3ZM61 194V195H60ZM64 194H65V196H64ZM79 194V195H78ZM103 194V195H102ZM19 196V197H17V196ZM26 195V196H25ZM75 195V196H74ZM107 195V196H106ZM109 195V196H108ZM4 196H5V198H4ZM63 196L65 197V200H63L64 198H63ZM99 196V197H98ZM185 196H186V198H187V208H188V210H189V212L192 214V216H193V218L195 219V220H197L198 222L200 221V219L202 218V211H201V209L199 208V206L198 205H196L194 202H191V200L189 199V197H190V191H186V193H185ZM12 197V198H11ZM23 197H24V200H23ZM59 197V198H58ZM103 197V198H102ZM10 198V199H9ZM18 200L19 198H21V201H20V199L18 200V201H14V200H16V199ZM52 198H54V199H52ZM63 198V199H62ZM106 198V199H105ZM9 199V200H8ZM14 199V200H13ZM27 199H28V201H27ZM60 199V200H59ZM68 199V200H67ZM71 199H73L72 201H71ZM100 199V200H99ZM103 199V200H102ZM4 200H6V201H4ZM13 200V201H12ZM23 200V201H22ZM63 200V201H62ZM71 203H70V202ZM17 202H18V206H17ZM27 202V203H26ZM49 202V203H48ZM52 202H54L53 204H52ZM63 202H67V204H65V203H63ZM101 202H99V203H97V204H94V205H92V207H93V209H92V207L90 208L89 207V210L87 209V207H85V209H87V214L88 213H91V214H89V218L90 219H92V223H93V225L92 226H90L89 228H87V227H85V229H84V231L87 229L88 231H86L85 233L86 234H88L87 236L90 238H92V242H90L89 244V248H90V250H94V251H96L95 249V243H94V240L93 239H97L98 238V235H97V233H95V229L96 228H94V226L95 227H97V225H96V223H97V221H96V218L98 217V215H100L101 213H104L105 215V217H106V219H108L107 217H108V214L106 215V213H107V210H105V208H104V203H102V205H101ZM3 203V204H2ZM4 203H6V204H4ZM9 203H13L14 205H12V207L11 206H9ZM22 203V204H21ZM60 203V204H59ZM64 204V206H63V204ZM70 203V204H69ZM10 204V205H11ZM21 204V205H20ZM25 204V205H24ZM48 204V205H47ZM99 204L101 205V206H99ZM66 205H68L67 206V208L69 207V211L67 210V208H65L66 207ZM70 205V206H71ZM27 206V207H26ZM56 206V207H55ZM61 206V207H60ZM14 207V208H13ZM19 209H18V208ZM24 207H26L25 209H23ZM45 207V208H44ZM50 207V208H49ZM60 207V208H59ZM103 207V208H102ZM20 208H21V211H22V214H21V211H20ZM46 208H48L47 210H46ZM54 208V209H53ZM56 208H57V212H56ZM62 208V209H61ZM100 208L102 209L101 211H100ZM8 209V210H7ZM23 209V210H22ZM45 209V210H44ZM64 209H65V211H64ZM94 209H95V211H94ZM9 210H11V211H9ZM14 212H13V211ZM20 212H19V211ZM25 210V211H24ZM52 210V211H51ZM61 210V211H60ZM67 210V211H66ZM90 210H91V212H90ZM9 211V212H8ZM49 211H50V213H49ZM93 211H94V213H93ZM106 213H105V212ZM5 212H7V214L5 215ZM17 212V213H16ZM53 212V213H52ZM62 212V213H61ZM64 212V213H63ZM67 212H68V215H67ZM100 214H99V213ZM9 213V214H8ZM10 213H11V215H10ZM18 213H19V215H18ZM52 213V214H51ZM56 213H58V216H59V214L61 215V217H60V219L58 220L57 219V214ZM15 214H17V215H15ZM27 214V215H26ZM51 214V216H49ZM9 215H10V217H9ZM90 215H91V217H90ZM4 216H7L6 218H2V217H4ZM19 216V218H17V217ZM22 216H23V218H22ZM27 216V217H26ZM30 216H31V218H30ZM52 216H53V218H52ZM66 216L68 217V218H66ZM96 216V218H94ZM101 216H103V214H101ZM103 216V217H104ZM12 217V218H11ZM50 218V220H49V218ZM56 217V218H55ZM58 217V218H59ZM104 217V218H105ZM15 218H17V220L15 219ZM54 218H55V221H54ZM8 219H9V221H8ZM21 219V220H20ZM23 219V220H22ZM26 219V220H25ZM29 219H30V222H28L29 221ZM46 219V220H45ZM57 219V220H56ZM62 219V220H61ZM95 219V220H94ZM7 220V221H6ZM12 220V221H11ZM37 220V221H36ZM47 220H49L48 221V223H47ZM52 220L54 221L53 223H54V227H52V226H50V225H52L53 223H52ZM60 220L62 221V222H60ZM68 220V221H67ZM180 220H181V218H177V220L175 221V222H177V224H180ZM5 221V222H4ZM63 221H65V223L63 222ZM108 221V223H109V228L111 229V228H113V229H111L115 234H117L116 232H115V230H116V227H117V224L115 223L114 224V222H112V221H109V220H107ZM9 222H11V224H13V222H14V224H16L15 226H14V224L13 225H11V227H12V230H11V228H10V223ZM18 224H17V223ZM48 224V226H47V224ZM56 222V223H55ZM21 223H23V224H21ZM24 223H27V224H24ZM30 223V224H29ZM52 223V224H51ZM58 223H59V225H60V223H62V225L63 226H61L60 225V227H59V225H58ZM66 224V225H65ZM18 225V226H17ZM25 225V226H24ZM27 225V226H26ZM30 225H31V227H30ZM37 227H36V226ZM58 225V226H57ZM2 226H5V228H2ZM9 226V227H8ZM24 226V227H23ZM57 226V227H56ZM28 227V228H27ZM51 227V228H50ZM62 227V228H61ZM64 227V228H63ZM59 228V229H58ZM19 229H21L20 231H19ZM23 229V230H22ZM27 229H29V230H27ZM52 229H56V231H53ZM95 231H94V230ZM24 230H25V232H24ZM27 230V231H26ZM51 230H52V232H51ZM90 231V232H89ZM92 231V232H91ZM12 234H11V233ZM72 232V233H71ZM89 232V233H88ZM97 232V231H96ZM53 233H54V235L55 236H53ZM91 233V234H90ZM13 234H15L16 236H14ZM95 234H96V237H95ZM19 235V236H18ZM71 235V236H70ZM13 236V237H12ZM22 236V237H21ZM70 236V237H69ZM115 236V235H114ZM215 236H214V239H215ZM17 237L19 238L18 240H19V242H18V240H17ZM42 235H39L38 237H35V241H36V243H35V246H34V251H33V263L32 264H48L47 263V261H46V258H45V254L44 253H39V251H36L37 250V247H38V245H39V241H42ZM116 237H117V235L115 236V239H116ZM71 240H70V239ZM9 239V238H8ZM21 239H22V241H24L23 243H22V241H21ZM53 239H55L54 241H53ZM0 240V241H1ZM15 240V241H14ZM74 240V241H73ZM10 245V247H8V245ZM21 244V245H19V244ZM38 243V244H37ZM54 243H56V242H54ZM93 243V244H92ZM3 244H6V247H5V245L3 246ZM17 244V245H16ZM22 244H23V246H22ZM72 244V245H71ZM18 246H20V248L18 247ZM22 246V247H21ZM92 246H93V248H92ZM5 247V248H4ZM40 247V246H39ZM3 248V249H2ZM7 248V249H6ZM8 248H10V249H8ZM20 249V250H19ZM36 249V250H35ZM40 249H41V247H40ZM15 250V251H16ZM92 250V251H93ZM93 251V252H94ZM36 252H37V257H36ZM8 253V254H9ZM95 253V252H94ZM7 254V255H8ZM34 254H35V256H34ZM41 254V255H40ZM44 256H43V255ZM24 255V256H23ZM98 255V254H97ZM1 256H2V258H1ZM20 256V257H21ZM42 256V257H41ZM35 257V258H34ZM98 258V260H94L93 262H92V264H98V263H100L101 262V257H97ZM100 258V259H99ZM3 259V260H2ZM18 259H20V260H18ZM23 259V260H22ZM2 261V262H1ZM21 261V262H20ZM27 263H26V262ZM37 262V263H36ZM97 262V263H96Z\"/></svg>", "mask_w": 264, "mask_h": 264}]
</instances>
